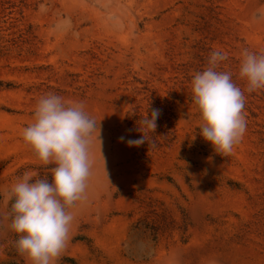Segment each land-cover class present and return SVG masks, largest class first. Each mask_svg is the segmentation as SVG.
Instances as JSON below:
<instances>
[{"label":"rangeland","instance_id":"obj_1","mask_svg":"<svg viewBox=\"0 0 264 264\" xmlns=\"http://www.w3.org/2000/svg\"><path fill=\"white\" fill-rule=\"evenodd\" d=\"M216 50L245 97L227 155L200 136L191 90ZM244 50L264 54V0H0V264H31L4 194L25 172L51 181L22 135L49 93L97 124L55 264H264V89L239 77Z\"/></svg>","mask_w":264,"mask_h":264},{"label":"clouds","instance_id":"obj_2","mask_svg":"<svg viewBox=\"0 0 264 264\" xmlns=\"http://www.w3.org/2000/svg\"><path fill=\"white\" fill-rule=\"evenodd\" d=\"M241 55L239 77L246 81V90L252 93L264 89V54L244 50ZM227 58L223 51H213L206 70L196 73L191 81L199 134L216 153L225 155L246 132L244 94L231 73L217 70ZM159 115L155 109L150 116L147 113L139 121L141 137L127 140V146L147 143V134L155 132ZM96 133V121L82 103H70L51 93L39 100L33 122L23 130V141L36 159L44 166L55 165L49 170L51 181L48 176L33 179L39 174L25 172L4 194L10 202V229L19 237L17 251L31 264H55L66 246L74 220L68 209L85 198ZM99 136L100 125L95 136L100 141ZM120 140L123 142L124 137Z\"/></svg>","mask_w":264,"mask_h":264}]
</instances>
